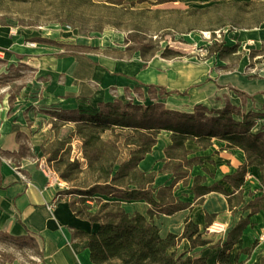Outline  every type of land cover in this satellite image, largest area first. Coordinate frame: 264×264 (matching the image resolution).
I'll use <instances>...</instances> for the list:
<instances>
[{
  "label": "crops",
  "instance_id": "obj_1",
  "mask_svg": "<svg viewBox=\"0 0 264 264\" xmlns=\"http://www.w3.org/2000/svg\"><path fill=\"white\" fill-rule=\"evenodd\" d=\"M242 31L246 33L235 37L251 40L260 50L258 45L264 41V25ZM236 44L232 42L223 47L231 48ZM0 49L6 51L11 63L21 58L25 61L21 65L32 69L38 77L48 76L50 82H47L46 98L41 104L48 109H39L49 117L50 113L75 111L95 114L99 111V104L115 100L123 102L125 94L134 92L151 96V104H161L167 110L183 113H191L196 106L216 111L226 105L245 109L242 113L264 112V104L259 111L253 108L255 99L264 97V74L257 79L245 76L244 59L236 66L241 57L238 60L234 58L235 67L227 71V59L233 55L221 58L216 54V60L221 64L200 62L193 57L169 59L161 54L146 60L136 56L123 60L110 55H103L98 61L83 56L56 57L45 55L39 47H22L20 39L9 37L4 28H0ZM252 52L253 56L258 53L251 51L250 54ZM149 87L155 88V96L148 93ZM160 89L169 95L161 96ZM235 90L245 97L239 96ZM234 119L240 120L239 117ZM31 128L16 114L0 120V232L18 238H32L41 253V264H92L86 236L96 233L98 225L75 216L70 208L71 197L59 195L67 189V184L54 172L47 173L48 166L43 164L45 157L41 149H32L36 161L20 154L19 136L29 138L32 145L38 136L30 132ZM73 131L71 123L59 127L57 133L52 129V141L65 139ZM170 135V132L161 131L151 152L138 164L141 172L155 173L154 188L173 184V196L187 204L186 208L171 215L152 217L159 236L165 238L172 234L180 237L186 222L198 229L191 239L193 246L191 241L180 239L168 252L203 258L206 264H218L220 247L215 248L214 244L218 241L224 244L228 233L239 221L247 219L248 225L229 251V261L230 264H261L264 260V211L249 215V210L244 209L264 194L259 168L248 166L240 193L234 191L232 194L233 187L223 179L233 176L245 164L243 152L226 149L225 142L215 138L206 147H201L196 140H187L188 158L196 157L200 164L188 170L187 179L174 182L173 174L164 170L169 162L165 149L171 145ZM72 143L73 147L81 145L78 139ZM196 177L204 178L202 186H221L225 193L230 194L229 198L217 191L196 197L191 190ZM235 195L243 202L239 203L238 197L235 200ZM116 201L126 214L138 213L149 219V205L144 201ZM215 225L219 229H213ZM197 236L207 243L200 245L195 241ZM246 249H250L248 253L244 252Z\"/></svg>",
  "mask_w": 264,
  "mask_h": 264
},
{
  "label": "trees",
  "instance_id": "obj_2",
  "mask_svg": "<svg viewBox=\"0 0 264 264\" xmlns=\"http://www.w3.org/2000/svg\"><path fill=\"white\" fill-rule=\"evenodd\" d=\"M115 1V0H113ZM121 1V0H116ZM147 0H136L142 3ZM154 4H164L175 0H151ZM264 2V0H261ZM233 3L215 4L193 13L207 14L210 10L231 7ZM248 5L250 2H242ZM115 4H119L115 2ZM237 5V4H236ZM243 29H252L263 24ZM225 24H218L209 33L215 40L207 49L208 56L218 54L219 57L236 55L238 44L231 48L223 47L215 32L222 33ZM235 29L231 27V30ZM161 56L177 58V52L165 49ZM207 56V57H208ZM253 56V52L250 54ZM237 54L235 59L238 60ZM25 67V66H24ZM32 70V69H31ZM161 96H167L160 89ZM239 96L245 94L236 91ZM148 93L155 96V88L149 87ZM173 93V92H172ZM95 114L81 112L50 113L53 130L56 133L62 125L71 123L74 131L65 139H55L43 151L48 168L54 172L67 189L60 196H70V208L75 216L90 223H96V233L87 235V248L92 264H206L203 258H193L185 254L169 253L180 239L191 241L198 229L186 222L185 231L180 237L169 234L161 238L152 217L158 214L171 215L187 207L173 196L172 187L154 188L155 173H143L138 164L149 154L156 144L157 135L161 131L170 132L171 145L165 149L169 161L164 170L173 174L174 182L187 179L188 170L200 164L198 158H188L190 154L185 149L187 140H196L201 147H206L212 138L225 142L226 149L241 150L245 164L238 168L233 176L223 180L239 191L243 184L246 168L256 166L261 173V185L264 188V114L242 113L239 109L226 105L221 110L209 111L203 106H196L191 113H183L165 109L161 104L137 105L131 101L123 103L115 100L112 103H101ZM239 117L240 120H235ZM263 121V126L257 132L253 129L257 120ZM127 132V133H126ZM122 133H126L125 136ZM107 134V135H106ZM81 142V157L85 167L74 157L72 158V142ZM121 146L124 149H121ZM22 150V146H21ZM126 151V152H125ZM14 156V154H10ZM1 156V154H0ZM20 157V156H19ZM51 165V166H49ZM204 178L193 179L191 190L196 197L217 191L229 198L230 194L221 186H202ZM240 193V191L238 192ZM235 200L239 196H233ZM116 200L144 201L149 205L148 216L134 213L128 215ZM239 203L243 202L241 198ZM230 202V200H228ZM249 215L264 211V194L244 207ZM248 225L247 219L239 223L228 233L227 240L221 245L218 241L213 247H220L218 264H230L229 251L237 242L243 229ZM0 236L12 241H31L39 256L36 243L30 237H13L0 232ZM196 242L204 245L199 236ZM250 249L244 250L248 253ZM264 264V260H261Z\"/></svg>",
  "mask_w": 264,
  "mask_h": 264
},
{
  "label": "rangeland",
  "instance_id": "obj_3",
  "mask_svg": "<svg viewBox=\"0 0 264 264\" xmlns=\"http://www.w3.org/2000/svg\"><path fill=\"white\" fill-rule=\"evenodd\" d=\"M232 2L236 3L231 7L210 10L207 14L193 13L196 9ZM242 2L250 3L245 5ZM262 21L264 2L261 0H175L164 4H154L151 0L142 3L136 0H0V28H4L9 37L19 38L22 47H39L45 55L83 56L91 61H98L103 55L123 60L136 56L146 60L169 49L180 54L177 59L193 57L200 62L221 64L216 60V54L208 56L206 51L201 55L200 50H207L215 41L208 29L225 24L222 33L215 35L216 39L222 41L223 46L232 42L239 44L236 55L240 54L241 59L236 66L244 59V75L254 79L264 74L256 71V64L260 61L258 57L264 54V41H260L259 50L251 40L235 36L245 34L243 28L256 26ZM231 27L235 29L231 30ZM251 51L258 53L251 57ZM236 55L227 59V71L235 67ZM8 58L6 51L0 49V120L16 114L28 127H32L30 132L38 136L33 145L26 136H19L23 146L20 154L36 161L33 147L43 153L53 140L52 121L39 109H48L41 104L45 101L44 94L50 79L48 76L38 77L21 65L25 62L21 58L13 63ZM149 97L134 92L125 94L122 100L149 105L152 103ZM262 104L264 97H257L253 108L259 111ZM239 110L245 111L243 108ZM262 114L264 112L259 113ZM256 120L254 132L263 126L260 118ZM80 148L81 145L72 146L71 156L73 154L84 168ZM43 164L47 165L46 161ZM41 263L31 241L17 242L0 236V264Z\"/></svg>",
  "mask_w": 264,
  "mask_h": 264
},
{
  "label": "built area",
  "instance_id": "obj_4",
  "mask_svg": "<svg viewBox=\"0 0 264 264\" xmlns=\"http://www.w3.org/2000/svg\"><path fill=\"white\" fill-rule=\"evenodd\" d=\"M216 34L219 35L220 34L219 31H216L215 35ZM206 51L207 50H200L201 55H204V53H206ZM258 59L260 61H259L258 64H256V71H257V73L262 74V73H264V54L262 56L258 57ZM46 171H47L48 174L52 173L49 168H46ZM259 240H261V239H259Z\"/></svg>",
  "mask_w": 264,
  "mask_h": 264
},
{
  "label": "bare ground",
  "instance_id": "obj_5",
  "mask_svg": "<svg viewBox=\"0 0 264 264\" xmlns=\"http://www.w3.org/2000/svg\"><path fill=\"white\" fill-rule=\"evenodd\" d=\"M171 45H174L173 43H171ZM177 46H180V47H187L186 45H183V44H176ZM213 229H215V230H217V229H219V226H217V225H215L214 227H213Z\"/></svg>",
  "mask_w": 264,
  "mask_h": 264
}]
</instances>
